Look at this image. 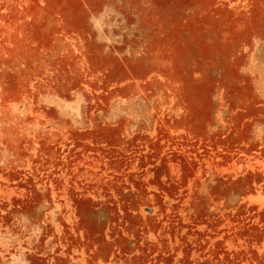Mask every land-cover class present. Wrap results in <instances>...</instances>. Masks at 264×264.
<instances>
[{"label": "rangeland", "instance_id": "rangeland-1", "mask_svg": "<svg viewBox=\"0 0 264 264\" xmlns=\"http://www.w3.org/2000/svg\"><path fill=\"white\" fill-rule=\"evenodd\" d=\"M0 264H264V0H0Z\"/></svg>", "mask_w": 264, "mask_h": 264}]
</instances>
